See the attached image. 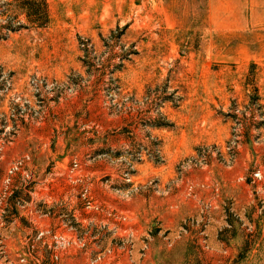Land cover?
<instances>
[{
  "label": "rangeland",
  "instance_id": "rangeland-1",
  "mask_svg": "<svg viewBox=\"0 0 264 264\" xmlns=\"http://www.w3.org/2000/svg\"><path fill=\"white\" fill-rule=\"evenodd\" d=\"M11 1L0 0L4 222L42 226L31 218L36 199L54 213L66 205L94 214L77 220L100 247L78 249L90 258L112 248L101 264L117 252L142 264L151 250L153 264H264V213L232 216L220 235L228 247H153L151 233L130 228L189 173L234 168L243 150L264 161V0H48L42 27L15 15ZM60 167L79 170V180L65 183ZM200 206L201 215L216 208ZM121 211L138 220L126 224ZM146 226L172 242L165 221ZM20 252L0 247V264ZM53 253L43 251L49 264H68L70 252Z\"/></svg>",
  "mask_w": 264,
  "mask_h": 264
},
{
  "label": "crops",
  "instance_id": "crops-1",
  "mask_svg": "<svg viewBox=\"0 0 264 264\" xmlns=\"http://www.w3.org/2000/svg\"><path fill=\"white\" fill-rule=\"evenodd\" d=\"M258 156L255 159L246 150H243L238 164L234 168L218 167L208 171H197L189 173L186 178L177 186L176 193L164 200L155 195L154 200L150 203V207L144 211L142 215V224L135 227L131 225L133 221L138 220L136 212H123L122 216H129L126 224L131 225L132 230L138 232L142 237L144 235H153V239L159 241L153 242V247H177L186 244L187 247H228V243L221 239L220 235L224 230L231 227L229 219L232 216L241 220L252 219L264 213V161ZM60 167V174L65 177V183L78 181L79 177H74L72 173H79L77 169ZM252 171H259L263 174V179L251 177ZM66 174V176H65ZM207 185L201 188L200 185ZM209 203L214 210L208 214H200V201ZM125 212V213H124ZM80 213V212H79ZM78 214L79 221L84 224L90 220H97L94 214L83 213L82 217ZM120 214V213H119ZM124 216V217H125ZM208 220V224H195V220ZM252 216V217H251ZM31 218L34 223L41 225H54L59 231L71 238H76V233L66 228L58 219L51 220L42 218L33 211ZM151 219L165 221V226L172 227L174 230L171 235V243L166 246L161 240L164 232L154 233L148 229L146 222ZM104 222L106 221L103 220ZM36 223V224H37ZM53 223V224H52ZM137 223V222H136ZM153 222H151L152 224ZM111 225H114L111 223ZM184 229V232L182 230ZM162 242V243H161ZM164 245V246H163ZM78 244H75L71 250L67 260L73 264H91L89 253L79 250ZM87 247H91L89 251H95L96 247H100L97 242H89ZM116 247V246H115ZM154 251V250H153ZM150 251L149 255L151 256ZM147 256L142 264H153L155 260H151ZM216 261V260H215ZM106 264H130L125 253L117 252V255L110 257Z\"/></svg>",
  "mask_w": 264,
  "mask_h": 264
},
{
  "label": "built area",
  "instance_id": "built-area-1",
  "mask_svg": "<svg viewBox=\"0 0 264 264\" xmlns=\"http://www.w3.org/2000/svg\"><path fill=\"white\" fill-rule=\"evenodd\" d=\"M256 176H259L256 173ZM34 201L35 207L37 208L38 215L42 218H48L51 215L56 216L61 220V223L68 228L69 230L76 233V238H71L66 234L59 231L53 225H42L36 227L35 229H26L21 227L16 223V221H11L10 225H7L4 222V215H1V229L10 232L8 236L0 235V247H26V250L29 252L25 253L20 252L18 259L12 261L11 264H28L36 263L37 259L41 258L38 264H49L47 257L43 256V251H52L53 256L56 260L62 259V253L69 252L75 244H78L80 248H86L89 244L88 237L92 241L95 239L96 234L93 231H81L78 223V216L73 209L68 208L66 205H63V209L60 212L54 213L50 207L49 202L46 201ZM28 205L26 202L17 201V206H21L23 209ZM48 205V206H45ZM45 209V210H44ZM53 211V212H52ZM26 215V214H24ZM16 224V225H15ZM8 226L12 227L10 229ZM122 246L126 247V243L121 241ZM7 245V246H6ZM110 247H115L111 246ZM112 248H106L99 250L94 255L91 254L90 263L91 264H101L109 253H112ZM68 264H71L68 262ZM73 264V263H72Z\"/></svg>",
  "mask_w": 264,
  "mask_h": 264
},
{
  "label": "trees",
  "instance_id": "trees-1",
  "mask_svg": "<svg viewBox=\"0 0 264 264\" xmlns=\"http://www.w3.org/2000/svg\"><path fill=\"white\" fill-rule=\"evenodd\" d=\"M10 5L15 15L26 16L34 26H46L51 20L48 0H12Z\"/></svg>",
  "mask_w": 264,
  "mask_h": 264
}]
</instances>
